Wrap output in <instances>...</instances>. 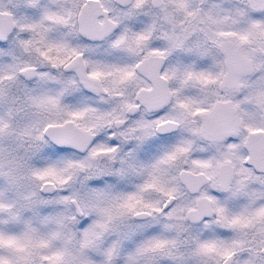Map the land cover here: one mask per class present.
<instances>
[{"label": "snow or ice", "instance_id": "6c2138e0", "mask_svg": "<svg viewBox=\"0 0 264 264\" xmlns=\"http://www.w3.org/2000/svg\"><path fill=\"white\" fill-rule=\"evenodd\" d=\"M0 264H264V0H0Z\"/></svg>", "mask_w": 264, "mask_h": 264}]
</instances>
